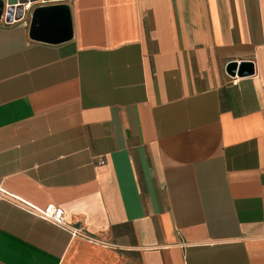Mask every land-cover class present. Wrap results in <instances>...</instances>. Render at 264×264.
Instances as JSON below:
<instances>
[{
    "label": "crops",
    "instance_id": "obj_1",
    "mask_svg": "<svg viewBox=\"0 0 264 264\" xmlns=\"http://www.w3.org/2000/svg\"><path fill=\"white\" fill-rule=\"evenodd\" d=\"M31 2L0 20V264H264V0Z\"/></svg>",
    "mask_w": 264,
    "mask_h": 264
},
{
    "label": "water",
    "instance_id": "obj_2",
    "mask_svg": "<svg viewBox=\"0 0 264 264\" xmlns=\"http://www.w3.org/2000/svg\"><path fill=\"white\" fill-rule=\"evenodd\" d=\"M35 0H9L7 3L0 1V20L5 14V19L8 23H13L15 18L16 21H21L25 18L24 16V7ZM17 6V7H16ZM61 8L58 7H49L45 9H38L35 11L34 22L32 35L36 36L39 32V20L40 15L46 12H56L61 11ZM68 30H66L67 34ZM227 73L233 77H247L255 73L254 64L252 62L243 61L240 64L232 63L227 67Z\"/></svg>",
    "mask_w": 264,
    "mask_h": 264
},
{
    "label": "built area",
    "instance_id": "obj_3",
    "mask_svg": "<svg viewBox=\"0 0 264 264\" xmlns=\"http://www.w3.org/2000/svg\"><path fill=\"white\" fill-rule=\"evenodd\" d=\"M43 4H49V3H53L56 0H41ZM33 2L28 3L25 7H24V16H26L27 12L31 9ZM17 7V6H16ZM18 21L13 20V23H16ZM7 24H11L8 23L6 21ZM99 165H103L105 163L103 157L99 158ZM15 202L23 207L24 209L28 210L30 213H32L33 215L40 217L41 219H44L46 221H49L57 226H61V227H65L67 224V217H66V213L64 211L63 208L58 207L56 205H48L47 207H45L44 209H40L37 208L29 203H26L25 201H22L20 199H16L14 198ZM78 230L76 231L75 234H78Z\"/></svg>",
    "mask_w": 264,
    "mask_h": 264
}]
</instances>
